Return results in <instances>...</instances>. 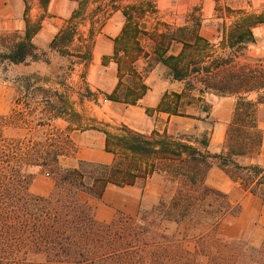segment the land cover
<instances>
[{
	"label": "trees",
	"instance_id": "1",
	"mask_svg": "<svg viewBox=\"0 0 264 264\" xmlns=\"http://www.w3.org/2000/svg\"><path fill=\"white\" fill-rule=\"evenodd\" d=\"M151 10L153 5L147 4L124 11L128 22L117 45L134 39L128 61L122 67L119 62L130 81L125 86L121 74L108 99L136 105L149 91L144 75L135 67L139 57L146 55L137 37L147 35L156 63L166 66L173 80L185 85L181 94L164 95L159 112L190 117L187 108L195 105L206 114L195 119L205 122L210 115L207 95L236 99L226 134L227 153L208 151L211 132L199 137L167 130L145 135L122 126L115 133L103 130L106 151L115 155L113 164L79 161L71 168L65 160L75 156L77 147L70 132L80 130L81 115L68 97L58 92L53 96L56 101L44 97L37 102L45 106L40 114L37 110L0 114V264H204L206 257L207 264H264V237L258 244L252 235L225 242L193 234L202 227L215 229L241 212L228 194L208 184L215 162L243 189L264 200V166L236 162L240 157L259 155L263 147L258 111L264 105V59L250 57L248 49L256 43L253 29L264 23V15L242 17L213 42L201 35L202 20L193 16L187 19L192 27L165 26L162 33L141 30L132 12L143 15ZM39 29L38 24L29 25L24 36L1 37L0 66L37 60L32 41ZM72 38L73 32L67 31L50 47L56 49ZM175 44L182 49L171 54ZM119 56L117 49L115 57ZM150 68L151 64L147 71ZM68 115L72 117L69 123L75 122L77 128L68 126V132L48 128L49 123ZM8 130L15 136L7 135ZM37 171L54 179L53 191L46 197L31 191ZM153 179L161 180L162 195L149 209L141 207L135 217L117 214L103 223L97 220L95 207L83 201L85 195L101 200L110 185L145 188ZM190 239L197 244L195 252L187 248ZM212 247L224 248L226 254L209 256Z\"/></svg>",
	"mask_w": 264,
	"mask_h": 264
},
{
	"label": "crops",
	"instance_id": "2",
	"mask_svg": "<svg viewBox=\"0 0 264 264\" xmlns=\"http://www.w3.org/2000/svg\"><path fill=\"white\" fill-rule=\"evenodd\" d=\"M160 1L169 2V0H49L44 5L41 0H0V39L6 35L24 36L29 25L38 24L40 29L32 41L38 54L51 49L50 45L57 37L67 31L73 32V38L65 45L70 57L77 58V56L88 53L86 58L76 59L79 63L73 66L81 67V77L88 83L91 90L102 91L110 96L117 89L121 74L124 75L125 86H128L127 82L130 81L128 72H121L119 62L122 67L128 61L134 51V39H126L117 45V40L123 36L124 28L128 22L124 11L147 4H152L153 10L151 11H154ZM178 9L179 6H175L173 12L169 13L175 17ZM151 11L143 15L138 13L136 15V12H132L134 24H137L141 30L150 33L165 32L166 30L162 32L157 30V26L161 25L173 28L170 22L161 18L162 14L157 13L159 16L156 17L149 15L154 13ZM191 16L192 14H188L185 24L177 28L192 27L193 22H187ZM203 30L204 27L201 28V35L212 41L211 38L203 35ZM219 32L222 33V30ZM253 34L256 43L249 47L248 54L253 58L264 59V23L256 26L253 29ZM137 42L146 55L139 57L135 67L139 73L144 75V83L149 87V91L136 105L110 102L117 111V114L109 119L113 125H118L115 129L116 132L118 128L126 126L145 135L165 130L170 133L172 127L177 123L186 124V121L190 119L205 118L206 114L200 112L194 118L188 111L186 114L190 117H175L157 110L166 93L181 94L185 90V85L173 80L166 66L156 63L154 46L150 38L141 34L137 37ZM117 49H120L118 58L115 57ZM181 49V45L175 44L170 53L178 54ZM149 64L152 65V68L147 71ZM252 99H255V96H252ZM205 100L210 106L209 119H206L205 122L213 123L208 151L211 154L227 153L226 134L233 119L236 99L207 95ZM194 107L195 105L188 108ZM195 109L199 111L198 107ZM260 112L261 115H264V105L259 106L258 113ZM195 121L198 120L195 119ZM258 124L263 131V147L257 156L237 158L236 162L240 165L260 164L264 166V121L259 119ZM103 130L106 129L89 128L84 131H72L71 139L77 147V152L74 157L67 159L66 162L69 164L67 167H76L79 161L102 165L114 163L115 155L106 151L107 136ZM179 132H184V130H179ZM208 184L225 192L233 204L241 206L239 215L227 217L217 227V234L220 238L240 239L251 235L253 228H257V226L264 230V200L246 191L239 182L226 175L219 168L218 162H215L209 172ZM51 187L49 184L47 191L40 196L50 195ZM162 192L163 188L159 181L153 179L147 183L145 188L110 185L101 200H95L85 195L83 201L95 207L97 220L109 223L115 219L117 214L135 217L139 213L144 199H147V202L152 206L161 197Z\"/></svg>",
	"mask_w": 264,
	"mask_h": 264
},
{
	"label": "rangeland",
	"instance_id": "3",
	"mask_svg": "<svg viewBox=\"0 0 264 264\" xmlns=\"http://www.w3.org/2000/svg\"><path fill=\"white\" fill-rule=\"evenodd\" d=\"M159 3L156 5L157 9L151 11L154 13L149 15L156 17L159 16L157 13L162 14L163 17L161 18L170 22L173 26L172 29H174L184 25L187 15L192 14V16L202 20V27H204L202 33L205 37L211 38L213 42H218V36L221 35L220 30L230 29L242 17L246 15H264V0H169V2L160 1ZM175 6H179V9L176 16L173 17L172 13L169 12H173ZM135 14L137 15V12ZM153 22L155 23V20ZM157 30L162 32L167 29L161 25L157 26ZM144 36L148 37L147 35ZM66 44H68V41L60 43L56 49L50 47L51 49L47 51L39 52L37 60H28L21 65L3 64L0 66V114L9 116L14 110L21 112L37 110L40 114L45 106L43 104L40 106L37 102L42 101L44 97H53L58 92L68 97L74 103L76 112L81 114L82 121L77 119L80 123V131L99 128L116 132L115 129L118 125H113L109 119L117 114V111L110 103L112 101L108 99L109 95L102 91L91 90L87 85L88 83L81 77V67L79 65L73 66L79 63L76 59L86 58L88 53L77 56V58H71L69 51L66 49ZM53 100L56 101L57 99L53 97ZM58 106L60 107V105ZM187 111L194 118L199 112L195 107L188 108ZM259 119L264 121V115H261V112L258 113ZM70 120H72V117L68 115L65 120H56L49 123L51 127L48 128L59 129L64 132H68L66 130L68 126L77 128L78 125L75 122L69 123ZM179 130H184V132H179ZM212 131V122H200L199 120L190 119L186 121V124H175L170 133L174 135L186 133L199 137ZM7 135L15 136V133L8 130ZM67 159L65 160L66 166L69 165L66 162ZM158 181L163 188L161 180L158 179ZM49 184H51L53 191L54 179L43 171H37L36 180L31 191L33 194L40 196V194L47 191ZM150 204L147 199H144L141 207L149 209ZM90 206L94 207L91 204ZM195 233L205 234L212 240L213 238H219L225 242L232 240L220 238L217 234V228L202 227L198 232H193L194 236ZM251 235L259 244L264 237V232L259 228H253ZM196 246L195 239H190L187 242V248L192 252H195ZM207 254L219 257L226 254V250L212 247ZM208 261V257L204 258V264H207Z\"/></svg>",
	"mask_w": 264,
	"mask_h": 264
},
{
	"label": "built area",
	"instance_id": "4",
	"mask_svg": "<svg viewBox=\"0 0 264 264\" xmlns=\"http://www.w3.org/2000/svg\"><path fill=\"white\" fill-rule=\"evenodd\" d=\"M107 101V100H106Z\"/></svg>",
	"mask_w": 264,
	"mask_h": 264
}]
</instances>
